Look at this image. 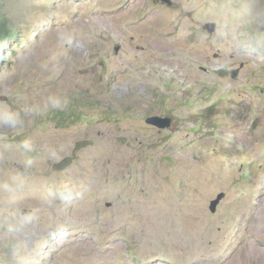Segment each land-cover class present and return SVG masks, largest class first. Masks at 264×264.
Segmentation results:
<instances>
[{
	"label": "rangeland",
	"instance_id": "374dc122",
	"mask_svg": "<svg viewBox=\"0 0 264 264\" xmlns=\"http://www.w3.org/2000/svg\"><path fill=\"white\" fill-rule=\"evenodd\" d=\"M172 2L0 0V264H264V0Z\"/></svg>",
	"mask_w": 264,
	"mask_h": 264
},
{
	"label": "water",
	"instance_id": "95a60500",
	"mask_svg": "<svg viewBox=\"0 0 264 264\" xmlns=\"http://www.w3.org/2000/svg\"><path fill=\"white\" fill-rule=\"evenodd\" d=\"M159 1L169 5H173L172 0H159ZM204 28L208 29L210 32H214L216 30V24L214 22H209L204 26ZM116 50H119V46L116 47ZM235 73L237 74L238 70H235L234 74ZM145 121L147 124L158 127L159 129H166L171 127L173 119L170 116L153 114L148 116ZM224 197H225V193L220 192L216 195L214 199L210 201L209 208L212 213H215L217 211L218 205Z\"/></svg>",
	"mask_w": 264,
	"mask_h": 264
},
{
	"label": "trees",
	"instance_id": "16d2710c",
	"mask_svg": "<svg viewBox=\"0 0 264 264\" xmlns=\"http://www.w3.org/2000/svg\"><path fill=\"white\" fill-rule=\"evenodd\" d=\"M17 33L13 28L9 17L5 12L0 10V47H6L7 44L14 40Z\"/></svg>",
	"mask_w": 264,
	"mask_h": 264
}]
</instances>
